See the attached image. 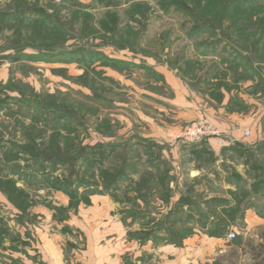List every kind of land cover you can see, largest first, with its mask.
<instances>
[{
  "label": "rangeland",
  "instance_id": "obj_1",
  "mask_svg": "<svg viewBox=\"0 0 264 264\" xmlns=\"http://www.w3.org/2000/svg\"><path fill=\"white\" fill-rule=\"evenodd\" d=\"M200 118L264 132V0H0V264H264Z\"/></svg>",
  "mask_w": 264,
  "mask_h": 264
},
{
  "label": "crops",
  "instance_id": "obj_2",
  "mask_svg": "<svg viewBox=\"0 0 264 264\" xmlns=\"http://www.w3.org/2000/svg\"><path fill=\"white\" fill-rule=\"evenodd\" d=\"M214 123V122H213ZM216 126L221 132L222 137L225 138L223 142L224 148L222 155L218 158L214 171L203 172V176L206 177L208 185H215L214 175H220L223 181H221V187L224 190H228L236 193V197H258V199H264V183L261 182L262 173L264 172V163L260 162L261 157L264 156V132H260L254 138L250 132V136L245 138L243 134L236 133L230 124L226 122H215ZM171 139L178 137V133L170 135ZM212 141L213 140H208ZM173 143L172 149L169 151L171 157H168V153L164 151V155L167 160H170L174 165L175 170L178 172L179 177H187L195 180L197 179V173H191L196 170L195 161L193 160L197 156L196 146L197 143H187L181 140L171 141ZM175 142V143H174ZM216 149L214 148L213 151ZM187 156L188 160L184 161V157ZM217 156V154L215 155ZM217 158V157H216ZM229 168L235 172L236 180L234 183L226 182ZM152 168H147V172H152ZM192 176V177H191ZM208 197H211L210 195ZM227 197V196H226ZM261 205V201L259 202ZM259 208V207H258ZM253 208L243 212L244 217L248 219H254L255 222L262 221L259 209ZM258 227L262 226V223H258Z\"/></svg>",
  "mask_w": 264,
  "mask_h": 264
},
{
  "label": "built area",
  "instance_id": "obj_3",
  "mask_svg": "<svg viewBox=\"0 0 264 264\" xmlns=\"http://www.w3.org/2000/svg\"><path fill=\"white\" fill-rule=\"evenodd\" d=\"M245 138L250 136V132L248 130H243L242 132ZM178 138L182 139L187 143H199L201 141H208L209 139H217V144L220 147H223L224 144L222 142L221 133L213 126V124L205 119L200 118L196 121L192 122L181 134L178 135ZM114 221V220H113ZM115 222V221H114ZM235 232H230L227 235V239L232 241L235 239Z\"/></svg>",
  "mask_w": 264,
  "mask_h": 264
},
{
  "label": "trees",
  "instance_id": "obj_4",
  "mask_svg": "<svg viewBox=\"0 0 264 264\" xmlns=\"http://www.w3.org/2000/svg\"><path fill=\"white\" fill-rule=\"evenodd\" d=\"M150 149H148V153H147V158H148V160H150V161H153L154 160V158H156V159H158V156L157 155H154L151 151H149ZM100 153V154H99ZM102 154H101V150H95V151H93L92 153H91V156H92V158H97V157H99V156H101ZM101 158H103V157H101ZM149 162V161H148ZM189 205V201L187 200V199H185V198H182V199H180L179 200V203H178V206L179 207H185V206H188Z\"/></svg>",
  "mask_w": 264,
  "mask_h": 264
}]
</instances>
